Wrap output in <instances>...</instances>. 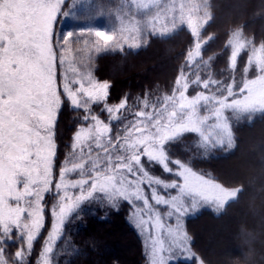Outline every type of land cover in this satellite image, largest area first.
Here are the masks:
<instances>
[{"label":"snow or ice","instance_id":"1","mask_svg":"<svg viewBox=\"0 0 264 264\" xmlns=\"http://www.w3.org/2000/svg\"><path fill=\"white\" fill-rule=\"evenodd\" d=\"M64 3L0 0V264H27L45 227L49 195L51 227L37 264H53L65 222L93 200L130 206L149 264H171L177 254L204 264L191 250L183 218L203 205L220 211L242 189L197 173L169 148L188 133L204 153L232 148V119L264 115V43L256 45L243 27L234 28L225 45L228 64L218 76L214 58H201L212 39L201 35L213 19L208 0H116L108 9L115 26L96 30L94 41L73 40L72 31L57 34L58 16L72 15L62 11ZM183 25L194 48L171 92L109 104L110 84L91 71L93 54L139 47L146 36H170ZM73 43H83L76 50L81 55L72 56ZM245 51L241 70L238 58ZM66 103L82 123L58 164L56 126ZM14 239L19 247L8 257L3 245Z\"/></svg>","mask_w":264,"mask_h":264},{"label":"trees","instance_id":"2","mask_svg":"<svg viewBox=\"0 0 264 264\" xmlns=\"http://www.w3.org/2000/svg\"><path fill=\"white\" fill-rule=\"evenodd\" d=\"M208 1L213 19L204 27L202 36L204 39L211 36L212 39L207 41L201 58L207 60L213 57L212 68L219 76L228 64L230 50L225 45L234 28L243 27L244 35L256 45L264 43V0ZM193 44L194 38L190 30L182 28L167 38L151 36L148 44L138 51L99 56L96 59V74L101 80L111 83L109 91L116 97L111 99L109 94L108 103L116 104L128 97L129 104H132L145 93H170ZM247 55L245 51L238 58V68L241 70L247 61ZM134 89L141 92L136 94ZM67 115L68 117L58 121L56 140L59 163L63 162L73 134L82 123V120ZM101 115L104 118V114ZM231 123L235 140L232 148H215L204 153L194 147L198 137L191 133L185 134L169 148L175 158L190 162L194 169L206 177L219 181L225 187L242 189L238 197L230 201L220 213L203 209L196 216L188 218L185 229L193 250L204 264H264V164L261 174L248 182L245 180L249 175L247 172H231L229 169L232 168L229 163L233 161L242 163L250 157L256 159L251 152L250 142L253 138L258 139L264 135V115L257 113L250 120L233 118ZM61 124L63 128H60ZM253 179L257 181H254L255 186L251 189L249 183H254ZM46 200L49 201L46 207V224L42 235L35 241L36 249L33 250L29 264L38 259L50 231V207L54 201L50 195ZM130 211V206L127 205L123 209V205L113 207L97 200L83 203L63 228L61 239L54 248L53 264H147L143 240L132 226ZM218 223L224 227L219 228L221 238H218L215 230L206 238L203 232L207 230V226ZM117 234L122 237L121 241L116 238ZM222 241V248L228 249L224 261L219 251L210 246L212 242L217 245ZM5 254L12 257L14 252L9 247L5 249ZM177 264H194V261Z\"/></svg>","mask_w":264,"mask_h":264},{"label":"rangeland","instance_id":"3","mask_svg":"<svg viewBox=\"0 0 264 264\" xmlns=\"http://www.w3.org/2000/svg\"><path fill=\"white\" fill-rule=\"evenodd\" d=\"M115 4H116V0H65L64 6L62 7V11H70L72 13V15L69 16V17L58 16V18H57L58 22L56 24L55 31L57 32V34L64 33V32H67V31H72L74 33L73 40L79 38L81 41H84V40L94 41V40L98 39L94 35V32L96 30H111L115 26L116 21H115L114 15H109L108 14V9L110 7H112V6H114ZM100 8H104L105 9L104 14H101L98 11V9H100ZM182 28H186L187 29V26L183 25V26H181L180 29H182ZM203 29L201 30V35H202V32H203ZM179 30H177V31H179ZM151 36L162 37V36H158V35H150V36H146V38L140 44L139 47H131L130 48L127 44H125L123 51H121L119 49H112V50H107V51H101L99 53H94L93 54L92 63L90 65L91 71L93 73V76L100 82H108V81L101 80L97 76V74H96V59L99 56H101L103 54H107V53H117V52H124V51H130V50L131 51H138L139 49L145 47L148 44V42L150 41ZM170 36H172V35H170ZM170 36H163L162 38H167V37H170ZM202 38H203V36H202ZM206 44H204L202 49H201V56H202V51L205 48ZM83 47H84L83 43H80V44L73 43L72 46H71V54H72V56L81 55V53L77 52L76 50L80 49V48H83ZM193 48H194V44L191 47V49H193ZM142 68H144L143 65H142ZM108 83L110 84V87H112L111 83L110 82H108ZM140 92H141L140 90H135L134 89V93L139 94ZM109 94H110L111 99H112V97H114V96L111 95V91H109ZM114 98H116V97H114ZM67 114L72 115L73 117H76V118L81 120V116L76 111H74L69 104L66 103L62 107V109H61V111L59 113L58 119H57L56 137H57V133H58V121H59L60 118L68 117ZM59 126H60V128H63V124H61ZM56 142H57V140H56ZM250 146L252 147L251 148V152H253L255 157H256L255 160L250 157L249 160H247L246 162L238 163L237 161H233L232 163H229V165L232 167V168H229L231 170V172H239V170L240 171L242 170V171L247 172L249 174L248 176H246V179H245V180H247V182L252 180V178L254 176L261 174L262 166L264 164V135L261 138H258V139H254L253 138L251 140V142H250ZM57 154H58V143H57ZM59 162H60V160L57 158V163H59ZM194 170L197 173L202 174L198 170H196V169H194ZM155 171L157 172V174L160 173V170L158 168L155 169ZM164 176H165V178H167V174H164ZM206 178H208V177H206ZM254 181L256 182L257 180L253 179V182ZM216 182L219 183V181H216ZM255 182L254 183H252V182L249 183L251 189L254 188ZM46 197H48V196H46ZM120 205H123V209L126 207V205L129 206L126 202H121ZM203 209H211V210H213L216 213H220L223 210L222 209L220 211H215L211 206L203 205L199 209H197L196 211L189 212L183 218L184 228H185L186 220L188 218H192V217L196 216ZM45 211H46V209H45ZM130 221L132 223V226H134V228L137 230L138 234H140L141 239L143 240L142 243L144 244L145 251H146V254H147V244H146V240H145V235L142 234L140 232V230L134 225V223L132 222L131 218H130ZM66 222H65V224H66ZM220 226H221V224H219V223L214 225V226H211V225L207 226V230L203 232V235L207 238L209 236L210 232L215 230L216 233H218V235L216 234L218 236V238H221L220 235H222V233H220L219 228H224V227L223 226L220 227ZM43 230L44 229L41 230L40 236L42 235ZM116 238L120 239V241L122 239L120 234L119 235L117 234ZM220 240L221 239H219V241ZM209 243H210V240H209ZM43 244H44V242H43ZM191 244H192V242L190 240V247H191L192 252L195 253L196 257H199L196 254V252L193 250ZM224 244H225V242H224ZM226 245L228 246V242H226ZM210 246L214 247L215 249H217L219 251V253L222 255L223 261H224V259H226L225 255L227 254V250L228 249H223L222 248L223 247V241H222L221 244L218 243L217 245H215L214 242H212L210 244ZM3 247H4V250L8 249L9 247H11L12 251L15 253L17 248L19 247V241L15 240V239L14 240H7L6 243H4ZM42 247H43V245H42ZM42 247H41V249H42ZM34 249H36L35 242H34V245H33V250ZM33 250H32V253H33ZM32 253H31V255H32ZM31 255L29 257H27V264L30 263ZM39 256H40V253H39ZM38 260H39V257H38L37 260L33 261V263L36 262L35 264H37ZM191 261H194V260L193 259H188L184 255L177 254L173 258V260L171 261V264H177L179 262H191ZM147 264H149V261L147 262Z\"/></svg>","mask_w":264,"mask_h":264}]
</instances>
